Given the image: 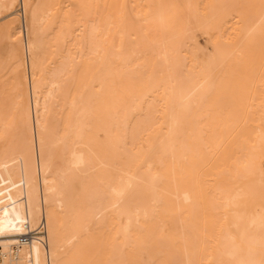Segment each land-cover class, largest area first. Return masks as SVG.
<instances>
[{
  "label": "bare ground",
  "instance_id": "6f19581e",
  "mask_svg": "<svg viewBox=\"0 0 264 264\" xmlns=\"http://www.w3.org/2000/svg\"><path fill=\"white\" fill-rule=\"evenodd\" d=\"M0 16V138L19 131L0 148V264H94L95 248L264 264V215H245L264 185V0H0ZM42 221L45 243L15 246Z\"/></svg>",
  "mask_w": 264,
  "mask_h": 264
},
{
  "label": "rangeland",
  "instance_id": "374dc122",
  "mask_svg": "<svg viewBox=\"0 0 264 264\" xmlns=\"http://www.w3.org/2000/svg\"><path fill=\"white\" fill-rule=\"evenodd\" d=\"M18 7H19V5H18ZM29 12H30V9H28L26 7V11H23V9H22V10H19L18 13L16 11V13L14 15V17L17 18V25L21 29L20 34L22 37V41H24V42H25V39L27 36V28L29 30V26H30V22H31ZM22 13H23V15H22ZM9 18H11V17H8L7 19H3V20L0 19V59H2L3 62H9L8 56H9L10 45H8L9 42H7L6 36L4 35L2 23L5 22V20H8ZM24 20H25V22H24ZM22 21L24 22V24ZM28 34H29V31H28ZM51 34H52V32H51ZM195 34H196L197 39H199V41L203 45H207V42H206L207 36L204 35V31L198 30V31H196ZM27 54L28 53H26V61L28 64L29 60L27 59L28 58ZM197 59L202 64H205L206 59H207L206 51L201 52L200 55L197 57ZM13 65L14 64L6 65L5 68L3 69L2 73H0L3 76L1 84H0L1 85V87H0V104H1L0 109L3 110L4 112L6 111L7 113L12 111V107L10 104L12 101V98H11L12 95L9 96L8 93H6V90H4V89H6L9 86V83L12 81L11 72L14 68ZM4 127H3V125H1L0 129H3ZM13 128L14 129H12V130H14V131H11V132H13L12 133L13 136H10L8 138L6 137L7 140L5 139V137L0 138V143L2 144V145L0 144V146H1L0 148H2V150L5 149V151L10 152V151H12V149L15 148V146H17V147L19 146V143H18L19 138H17L18 137L17 134L19 133L18 126L14 125ZM17 131H18V133H17ZM3 147H5V148H3ZM155 167H156L157 171L159 172V174H162V168H161L160 164L155 163ZM257 172L259 173V176H261V178H262V180H261L262 183H264V166L258 165ZM77 182H78V180H77ZM79 187H80V184H79ZM97 212H100V214L96 215ZM106 212H107V208H105V207L97 208L95 210L94 216H92V218L93 219L94 218L99 219L100 217L104 216ZM261 214L264 215V185H262L258 191L250 192L247 194V206H246V210H245V215L247 217L248 222H250L249 226L252 229L256 228V223H255V221H252V220L256 217H260ZM91 222H89V224H88L89 226L86 227L87 232L92 231L94 226H97L94 222H92V223ZM0 240H2V239L0 238ZM89 253L90 254H88V258L90 260H92V262L94 264H104V261H105L106 256H107L104 251H101L100 249L98 250L95 248V250H93ZM147 260L148 259H147L146 255H144L140 259V261H142V262H147ZM229 260H230L229 258H225V257L223 258V262H225V263L228 262ZM114 262H117L119 264H124L127 262V259L124 257H120V258L115 257V258H113V263ZM180 262L185 264L187 262L186 257H181Z\"/></svg>",
  "mask_w": 264,
  "mask_h": 264
},
{
  "label": "built area",
  "instance_id": "2783aa9c",
  "mask_svg": "<svg viewBox=\"0 0 264 264\" xmlns=\"http://www.w3.org/2000/svg\"><path fill=\"white\" fill-rule=\"evenodd\" d=\"M46 227L44 221L35 226L32 229H29L26 233L20 234L18 240L15 243L17 245L27 244L34 240H40L43 243L46 242Z\"/></svg>",
  "mask_w": 264,
  "mask_h": 264
}]
</instances>
